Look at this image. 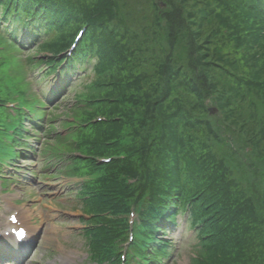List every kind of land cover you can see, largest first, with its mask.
I'll return each instance as SVG.
<instances>
[{
    "label": "trees",
    "instance_id": "1",
    "mask_svg": "<svg viewBox=\"0 0 264 264\" xmlns=\"http://www.w3.org/2000/svg\"><path fill=\"white\" fill-rule=\"evenodd\" d=\"M184 1L185 15L175 16L162 34L151 0L156 13L136 15L146 24L139 40L129 23L116 19L113 10L121 7L112 0H0V17H15L14 28L0 26V50H24L40 35L48 36V60L26 57V64L41 72L39 82L47 83L67 58L59 54L85 29L66 67L86 65L83 74H93L95 80L84 84L91 113L61 134L49 122L56 118L51 110L41 108L45 102L30 107L19 90L18 101L33 115L9 114L2 102L10 97L0 93V175L1 166L12 165L27 149V138L39 139L38 132L43 149L50 147L62 157L58 163L66 162L65 176L100 173L95 185L88 176L78 193L91 216L84 230L89 257L99 263H118L133 209L137 225L128 258L139 254L156 263L166 248L156 230L171 229L181 214L197 239L194 264H264V198L254 201L214 148L227 143L220 133L231 131L254 143L257 158L263 156L264 0H195L201 4L197 12ZM123 6L128 8L125 1ZM22 27L27 30L19 37ZM36 44L39 50L42 42ZM210 103L216 114L209 112ZM72 109L66 111L71 118ZM82 110L83 104L77 106ZM41 122L47 129L40 130ZM23 123L32 134H25ZM60 146L69 156L57 152ZM114 154L125 157L98 163Z\"/></svg>",
    "mask_w": 264,
    "mask_h": 264
},
{
    "label": "rangeland",
    "instance_id": "2",
    "mask_svg": "<svg viewBox=\"0 0 264 264\" xmlns=\"http://www.w3.org/2000/svg\"><path fill=\"white\" fill-rule=\"evenodd\" d=\"M74 1L78 4H86L94 2L95 0ZM124 1L127 3L128 8L123 6ZM154 1L157 3L158 7V25L161 27L163 34V32H166L169 27L170 22H174L175 16L180 19L182 14L185 15V9L180 6L182 0H169L168 5L164 6H161V4H166L168 0ZM150 2L151 0H112V3H116L118 8L121 7V11H117L116 7L113 10L116 13V19H120L121 21L124 20L125 23H129V26L137 33L139 40H141L143 36V29L140 28L146 24L141 22L144 16L141 17V19H136V15L140 12L145 14L151 12L155 14L156 12L152 11L150 7ZM184 3L185 6L190 9L192 6V9L195 12L201 8V4H196L195 0H185ZM127 11L135 14L130 16ZM117 12H119V17ZM1 18L2 17H0V19ZM0 25L2 26L1 23ZM47 38V35H41L39 37L38 43L42 42L39 50L36 47L37 45L29 48V52H17L14 49H10L9 51L0 50V63L10 62L7 66L8 71L3 70L4 65H0V93L3 97L9 98L12 95L17 94L19 90H21V92L23 90L22 98L28 101L30 107L40 105V101L35 98L39 96L36 92L38 86L34 83V79L38 78L39 75H35L36 69L31 70V73L30 69L26 70L22 61L27 55H39L43 58V56L46 55L44 52L46 44L44 42ZM14 65L18 67V70L13 69L12 66ZM43 72L44 71H42V73ZM75 74L68 79L66 85L72 81L71 79L76 76ZM52 76V74L49 75V82L42 85L49 93L57 87L55 83L53 85L50 84V82L54 81V76ZM93 80H95L93 74L88 72L80 79V82L75 87L73 86L72 90L67 91L66 86L64 89L66 91L64 95L66 96L65 99H62L63 103L59 104L57 109L53 111L50 109L51 116L59 117L60 119V123H56L58 124V126L55 127L56 129H65L69 125L77 126L79 122H82L88 117V113H91L87 105V101L90 100L88 97L90 96L86 94L85 90L87 89H84V84ZM33 94H35V97ZM75 99L76 106L83 104L84 109L86 110H82L80 113L75 109H72L71 113L77 119L72 120L70 114L66 112L68 110L65 108L71 106L75 102ZM209 107V109H214L212 114H216L217 109L215 105L210 103ZM42 109L47 108L44 106ZM259 112L262 113V110H259ZM44 117L45 116H42L41 119ZM211 120L213 119L211 118ZM51 123L55 124L53 120ZM0 130L2 131L1 126ZM25 134H28V131H26ZM36 137L39 139H29L28 141L29 145H31L30 155L28 154V157H25V160H17V163H15V165L18 166L16 167L18 170V176L16 175L13 179L0 178L1 234L9 233L10 225L7 220L8 215L14 214L17 219L20 220L18 224L26 227L28 232L27 240L32 242L27 249L29 252L25 255L26 259L23 264H97L88 259L87 242L81 231L82 224L79 223L81 220L80 204L74 195L68 190V186L71 182L74 184L80 182L81 186H83L85 183H83L82 180H85L88 176L93 178V184L95 185L98 175L86 173L84 175H79L77 178L73 177L70 179L65 177L62 171L63 169H59L60 175H58L56 166L50 165L46 167L47 169L45 172L53 174L51 177H44V179H31L27 173L24 172L31 170L40 172V162H42V155L39 152L40 150H42V153L47 154L46 156L51 157L48 158L47 163L57 164L59 161H62V157H58L55 152L51 151L50 147H44L43 149V145L41 146L42 138L40 133H36ZM220 138L223 141L227 140V143L224 142V144L219 146H216L215 144L214 148L218 152L224 154L227 163H229L234 170L236 178L243 182V186L251 190L254 201L261 203L264 198V189L262 188L263 181L261 180V177L264 176V153L260 159L257 158L254 154V143L249 142V144L245 142L237 133L223 131L220 133ZM49 142L52 143V141ZM260 145L264 148V140L261 141ZM69 151L70 150L66 146H60V149L57 152H62L66 155L65 157H67V155L69 156ZM75 155L80 157V153H75ZM253 157L254 159H252ZM60 166H62V163H59L57 167ZM8 167L13 169L12 165ZM1 171L12 172V170H7V168H2ZM67 174L70 175L71 171H68ZM174 218L177 226L173 230H169L168 235L165 234L162 236L164 240L166 238L169 241V255L167 258L163 259L161 264H194L196 261L194 259V249L197 245L195 232L190 226L184 230L185 220L187 218L186 215L177 214ZM7 237L8 238H6V236L1 237L0 243H5L9 246L8 243L11 242L9 240L11 234ZM8 253L9 251L7 254ZM13 257L14 256L12 255L0 259V264H13L10 262L4 263L5 260Z\"/></svg>",
    "mask_w": 264,
    "mask_h": 264
},
{
    "label": "bare ground",
    "instance_id": "3",
    "mask_svg": "<svg viewBox=\"0 0 264 264\" xmlns=\"http://www.w3.org/2000/svg\"><path fill=\"white\" fill-rule=\"evenodd\" d=\"M4 22H5V23L7 24V26H8V23H9V22H8L7 20H5ZM23 33H24V31H23ZM30 244H31V243H30ZM28 252H29V251H26V252L24 253V255H23V256L27 255V254H28Z\"/></svg>",
    "mask_w": 264,
    "mask_h": 264
},
{
    "label": "water",
    "instance_id": "4",
    "mask_svg": "<svg viewBox=\"0 0 264 264\" xmlns=\"http://www.w3.org/2000/svg\"><path fill=\"white\" fill-rule=\"evenodd\" d=\"M164 6V5H163ZM214 111V109H211V112H213Z\"/></svg>",
    "mask_w": 264,
    "mask_h": 264
}]
</instances>
